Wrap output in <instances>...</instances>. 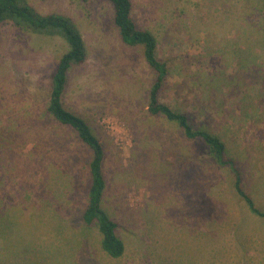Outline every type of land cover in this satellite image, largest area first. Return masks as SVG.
Segmentation results:
<instances>
[{"label": "rangeland", "instance_id": "rangeland-1", "mask_svg": "<svg viewBox=\"0 0 264 264\" xmlns=\"http://www.w3.org/2000/svg\"><path fill=\"white\" fill-rule=\"evenodd\" d=\"M72 18L87 55L63 105L104 151L102 208L124 244L101 247L82 212L91 148L46 112L67 44L0 23V264H264V0H131L167 66L159 100L219 136L234 164L148 112L155 71L122 42L109 0H25Z\"/></svg>", "mask_w": 264, "mask_h": 264}, {"label": "trees", "instance_id": "trees-1", "mask_svg": "<svg viewBox=\"0 0 264 264\" xmlns=\"http://www.w3.org/2000/svg\"><path fill=\"white\" fill-rule=\"evenodd\" d=\"M113 6V21L117 26L120 38L128 46H142L147 64L155 71V79L149 91L147 110L152 115H161L173 121L188 139H199L208 148V152L219 165L235 166L226 156V145L222 139L203 128H194L187 115L172 109L159 100L158 92L167 77V66L156 56V38L144 28H139L132 17L131 0H109ZM11 20L16 25L37 33L59 35L64 38L67 50L59 57L52 74V87L46 112L58 123L69 126L77 137L91 150L89 161L90 185L87 204L82 212V220L86 224L94 223L101 235V247L111 257H119L124 252V244L116 234L117 224L102 208V195L105 180L102 173L104 151L98 137L92 132L84 118L67 109L62 102V95L67 82V74L72 65L85 61L87 50L82 34L71 17L60 14H41L33 9L25 0H0V23ZM236 191L243 197L250 210L264 218V211L255 207L252 199L241 189L239 177L235 181Z\"/></svg>", "mask_w": 264, "mask_h": 264}]
</instances>
